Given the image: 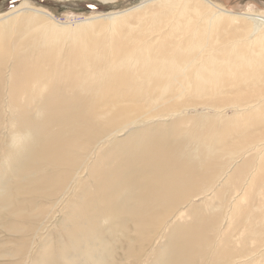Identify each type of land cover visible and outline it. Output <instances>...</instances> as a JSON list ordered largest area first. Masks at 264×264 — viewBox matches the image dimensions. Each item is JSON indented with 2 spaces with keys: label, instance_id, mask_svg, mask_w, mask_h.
Masks as SVG:
<instances>
[{
  "label": "bare ground",
  "instance_id": "1",
  "mask_svg": "<svg viewBox=\"0 0 264 264\" xmlns=\"http://www.w3.org/2000/svg\"><path fill=\"white\" fill-rule=\"evenodd\" d=\"M40 15L45 21H38ZM11 16L15 18L2 25V17L9 20ZM2 17L0 86L7 81L2 87L8 89L1 90H8L2 95H8L9 116H12L9 128L15 129L10 131L13 133L10 142L5 140L10 144L6 145L7 149L3 146V152L4 149L8 152L3 163L12 162L8 148L14 153L27 145L37 147L30 154L32 166L23 165L30 166L25 171L28 177L23 180L22 172L19 179L24 182L16 188L18 196L32 195V198L27 197V205L6 203L1 208L3 213L29 223L37 222V215L45 216L50 207L47 201L39 204L34 196L63 206L68 185L80 187L83 183L78 184L80 174L85 169L95 172L94 182L98 181L110 192L111 188H105L104 184L114 180L117 172L112 175V171H107L105 177H100L106 168L102 172L98 166L94 169L106 155L111 159L110 164L123 162L121 174H116L117 181L124 180L125 187H140L136 190L137 197H127V204L123 201L136 215L132 217L133 226L140 232L138 238L145 240L161 227L163 231L177 229L183 238L180 240L185 241L183 246L192 244L184 246V256L200 253L202 244H213L217 248H213L210 264H264V13L236 12L211 0H145L105 17L95 15L71 25L68 29L72 37L67 35L65 40L57 34L58 30H66L65 27L54 24L49 11L34 7L27 0ZM18 18L21 20L17 21ZM79 42L82 46L83 42L86 44V50L79 49ZM91 42L98 45L92 48ZM2 95L0 92V108L7 106L2 105L6 103ZM228 108L234 116L226 114ZM6 109L1 110L7 113ZM192 111L195 115H191ZM2 118L0 123L8 128V118H3L6 122ZM167 119H171V124L166 123L168 128L173 125L176 135L187 137L184 140L179 135L184 141L175 142L172 140L175 132L170 128L171 141L178 142V147L173 146L176 151L170 147L171 142L167 147L174 152L165 148L154 153L150 146L164 145L168 140L167 136H161ZM21 121L23 124L37 121L35 131L40 133H33L30 128L19 129L27 126L20 125ZM160 125L164 127L160 129ZM157 127L162 133L154 130ZM1 133L4 135L3 130ZM2 137L0 134L4 142ZM134 148L142 153L130 152ZM147 155H150L148 162ZM26 158L28 162L29 156ZM102 164L101 169L105 167ZM136 164V171L124 177L125 170ZM153 175L156 177L148 180V187L141 188V184L147 183L145 178ZM227 186L233 188L232 194L226 195ZM116 193L120 197L125 194L121 189ZM116 198L119 201V196ZM215 198H220L223 204L219 200V205H213ZM7 227L9 233L16 234L26 235L30 230L12 222ZM74 229L66 234H72ZM23 242L24 251L28 238ZM192 255L188 254L187 259ZM195 255L197 260L202 257L201 253ZM187 259L171 264H196L193 256L190 259L193 263Z\"/></svg>",
  "mask_w": 264,
  "mask_h": 264
},
{
  "label": "rangeland",
  "instance_id": "2",
  "mask_svg": "<svg viewBox=\"0 0 264 264\" xmlns=\"http://www.w3.org/2000/svg\"><path fill=\"white\" fill-rule=\"evenodd\" d=\"M22 1H24V0H0V17H2V15H4L5 13H7L9 11H12L15 7H17V5L21 4ZM27 1L29 2V4H31L34 7L43 8L44 10L49 11L53 15V18L50 19V20L53 21L54 24H60L61 26H64L65 27L66 30H62V31L61 30L60 31L58 30L57 31V34L60 36L61 40H65V38L67 37V35L69 37L71 36V34H69L70 31H69L68 28H72L73 26H75V24H78L80 22L85 21L88 17L95 16V15L105 17L106 15H108V13L116 12V11H121V10L127 9L129 7H132V6H135V5L140 4L141 2H144L145 0H111V1H105V0H27ZM211 1L214 2L217 5H220L223 8H226V9H229V10H232V11H236V12H246L247 10H249V11L258 12L260 14L261 13H264V0H211ZM214 8H215V10H218L217 7H214ZM9 18L10 19L8 20L7 17H4V18L2 17V20H1L2 21L1 22L2 25L5 24V22L12 21L13 18H15V17L14 16H11ZM20 20L21 19H19V18L17 19V21H20ZM38 21H45V17L43 15H40V17L38 18ZM221 21H226V20L222 19ZM71 25H72V27H71ZM78 45L80 46V48H79L80 50H83V51L86 50V44H84V42H83V46H82V43L81 42H79ZM97 45H98L97 43L91 42L92 48L95 47V46H97ZM85 53H88V52H85ZM5 81L3 82L4 84L2 83L1 86H0L1 95L4 93V91L6 93L8 91L7 90L8 89V86H6L7 89H4V91H2L3 90L2 88H6L5 86L2 87V85H5V83L7 84V81L6 82ZM2 96L3 97H1V98L2 99L4 98L2 101L3 102H6V103H4L2 105H7L8 104V100H9L8 97H7L8 95L6 94L5 97H4V95H2ZM0 103H1V101H0ZM0 107H1V105H0ZM2 108H3V110H4V108L5 109L7 108L8 109V110L6 109L7 110V113L5 111H2L1 110ZM2 108H0V110L2 111V112L0 111L2 113V115H0V116H3V114L5 113V115H4V117L6 118L5 120H7V118H8L7 121L9 122V120H10L9 117L12 118V116H9V114L11 115V113H9V112H11V109L8 108V105L6 107L5 106H2ZM198 109L201 110V104L198 105ZM232 112L233 111L231 109H229L226 114L229 115V117H232V116L235 115V113H232ZM192 113L193 114H191V115H195L193 111H192ZM0 118H2V117H0ZM3 118H2V120H3ZM5 120H3V121H5ZM3 121H2V123H3ZM169 121H170V123H168ZM8 122L6 123L8 125V128H7V126H5V124L3 125V124L0 123L1 124L0 125L1 127L4 126L3 128H1V127L0 128L3 130L4 135H5L4 136L3 133H1L2 130H0V134H1V136H3L2 138L4 140V142H3L2 139L0 138L1 139L0 142L2 143L0 145V146H2V150H0V225H1L0 226V264H25V263L26 264H65L66 262H67L66 264H69V263L73 264L72 262H74V264H77V263L78 264L79 263L80 264H83V263L84 264L85 263H87V264H95V263L96 264H112V263H114V264H116V263L117 264H131V263L132 264H143L144 263L145 264L146 261H147L146 264H171L172 262L183 260V258H186L187 259V255L188 254H191L192 255L193 252H190L188 254H185L186 256L182 255V254L185 253V252L183 253V250L182 249H185L186 247H188L187 245L189 243L186 242L187 244L184 245V246H186L184 248L183 243H185V241L184 240H180V239H183V238L181 237V235H179L180 233L178 232L177 229L174 230V231H169V230L168 231H163L164 229H163V227H161L162 229H157V231L155 230V231L152 232L153 234L147 235L148 237L146 236L145 240H142L141 237L138 238L140 232L139 231L137 232V228H135V225L133 226V224L135 223V221H134V217H132V216H134L135 214L132 213L131 211H129V209L126 208L125 203L127 204L126 198L129 197L130 195H131L130 197H137V192L139 191L138 188H140V187H136V186H132L133 188L131 186L130 187H125V185L123 184V181L124 180L123 181H117L118 180V176L122 172V168H123L122 167L123 166L122 164H123V162H119L118 161L120 164H118V162H117V164L115 163L116 167L118 165V167L116 168V167H114L115 166L114 163H112L113 166H112V164H110L111 162H109V161L111 159L109 157H106V155L103 157L104 159H102V162H99L98 161L96 163L94 169L97 170L99 168L98 169L99 172L100 171L102 172V170L104 168H106V169H104V172H102V174H101L100 177H105L106 176L105 173L107 171H108L107 173H109V171H112V172H110V173H112V175H113V173L115 174L117 172L116 174H118V172H119V175H116L115 174L117 176L116 177L117 179H115V175H114V180L112 179L111 182L109 181L107 183V185H106V183L104 184V187L105 188L106 187L107 188L108 187L111 188V191L110 192H107L106 190H104L103 186H101L98 183V181H97V183L94 182V180L96 181V179H97L96 177H93V176H95V174H94L95 172L93 173V171H92L90 173V171L88 169H85L84 172L80 174L81 175V181L78 184H80V183L83 182L82 185H79L80 187H78V185H75V184L72 185V183H70L68 185V187H67V189L65 191V193H66V201L65 202L66 203L64 202L65 203L64 204L62 202L63 204H61L63 206H60V203L59 202H54L53 200H50V201H52V202H50L46 198H42L43 201H40L41 197L34 196L35 198L38 199V203L39 204H41L42 202H43L42 204H45V201H47V204H49V207H50L49 213L47 212V214L45 216H43V214H40V215L38 214L37 215V217H36V221L37 222H31L34 225L31 224V223H29L30 222L29 220H23V219H19L18 220L17 217L10 216V215H8L6 213H3L1 211V208L6 203H8V204L10 203V204H13V205L16 206V205L21 204V202H23L22 204H25L26 203V199H28L30 197L32 198V195H22V196H18L17 191H16V188H17V186L20 183L24 182V181L21 182L22 179H19V178H21L22 175L24 174L23 175V180H24L25 179V176H27L28 173H25V171H29V167H30V166L28 167L27 165L31 164V166H32V163L29 160V159L32 158V157L30 158V156H31L30 154L32 153V151L33 152L35 151L34 150L35 148L37 149V147L34 148L32 145H27V147L26 148H23L22 150H20V152L17 151L16 149H14V150H16V152L14 151V153H13L12 152L13 150L11 149V151H10V148H8V151L11 152V154H12V155L10 154L11 155V161L12 162H10L8 165L4 164L3 163V156L8 153L7 150H6L7 149V146L6 145H9L10 144L9 143L10 142L9 136L11 137L10 134H13L10 131H13V132L15 131V129L14 130H11L10 129L11 126L9 128V124H11V123L10 122L8 123ZM166 123L167 124H171V119H167V121L165 122V124ZM22 124L23 123L21 121V124L20 125H22ZM26 124H27V126H23V128L17 127L16 129L19 128V129H23L24 130L25 128L26 129L27 128H30V129H32L31 132H33V133L35 132L36 134L40 133V132L35 131L36 128H37L35 126H38L37 125V121L36 122H33V124H29V123H26ZM26 124L24 122L23 125H26ZM167 124H166V126L164 128L165 130L164 129L161 130L163 132V135H161V134H158V135H161L163 137H166L167 136L166 138L168 140H166L164 142V145L163 144L162 145L159 144L158 146L157 145L156 146H150V148L153 149L152 151L155 150L154 153L156 151H161L162 152V151L165 150V148H167L166 151H171V152L176 151L177 148L176 147H173V146L174 145L177 146L178 142L175 144V143H173L171 141V139H172L173 136H175V137H173L172 140H174V141L175 140H177V141L181 140L179 143H181L182 141L185 140V136L186 135H184V136L181 135V134L176 135V128L174 127L175 129L174 130L172 129L173 128V125H171L172 128H171L170 125L169 126L172 129V132L173 131L175 132V135H173L172 132H171L172 134H169V129L170 128L167 127ZM29 125H31L32 128L29 127ZM164 125H160V129L163 128ZM156 126H158V125H156ZM20 127H22V126H20ZM33 127L35 129H33ZM6 129L9 130V131L7 132ZM171 129H170V131H171ZM154 130L155 131H159V128L157 130L156 129H154ZM161 131H159V132H161ZM164 131H167V132L164 133ZM159 132H156V133H159ZM167 133H168V135H167ZM6 134L7 135L9 134V135L7 136ZM169 135L170 136L173 135V136L170 137ZM179 135L181 137H183L184 140H182V138L179 139ZM176 136H178V137H176ZM4 137L5 138L7 137V139H5ZM5 140H8L9 142L8 141H5ZM171 142L173 143V145L170 146L169 144H171ZM38 144H39V146H41L40 145L41 142L38 143ZM3 146L6 148V149H4L5 152H3ZM108 146L106 148H108ZM160 146L163 147V148L160 149ZM167 146H170L171 148L173 147L174 151H172L173 149H170ZM28 147H29V149H28ZM158 147H159V149H158ZM192 147L194 148V146H192ZM168 148H169V150H168ZM0 149H1V147H0ZM145 151H147V150H145ZM166 151L163 152V153H166ZM130 152H132L133 154L142 153L137 148H134V149L130 150ZM17 153H19V154H17ZM28 156H29V158H28L29 161L27 162V160H25V159H27L26 157H28ZM149 157H150V155H147L146 158H145L147 160V162H148ZM31 160H33V158ZM146 160H145V162H146ZM24 161L27 162V163H25ZM90 162H91V160H89V163ZM103 162H104L105 167L103 166V168L101 169L102 166H100V165ZM107 163H108L109 166L106 165ZM24 164H27L26 165L27 167L24 166L25 167L24 168L23 167ZM97 166H98V168H97ZM136 166H137V164L135 165V167H134V165L131 166V167L129 166L125 170L123 176L126 177V178H128L127 173H129L131 171H133V172L136 171ZM190 166H192V163L190 164ZM90 168H91V165L89 166V169ZM107 168H109V169L107 170ZM119 168L121 169V171L118 170ZM21 169H23V170H21ZM114 170H116V171H114ZM80 171L82 172L83 170H80ZM21 173H22V175H21ZM82 174L84 176H82ZM20 175H21V177H20ZM109 175L107 174V176H109ZM155 177H156L155 175H153L151 177H146L145 180H147V183H143L142 182L143 184L140 185V186H142L141 188L148 187V184H149L148 183V180L149 179H152V181H153V179ZM15 181H17V182L19 181V183H15ZM93 182H94V184H93ZM87 183H88V185H87ZM120 183H122L123 185L120 184ZM95 184L98 185V186H96ZM114 184H116L117 187L116 186H113ZM74 186L75 187L77 186L78 189H77V187H76L77 190L74 189L75 188ZM88 186H90V187L92 186V189L90 190V188ZM93 187H94V189H93ZM73 189H74V192L75 193L73 192ZM102 189H103V191H102ZM118 189H121V191H123V193H125V194H123L120 197V194L119 193H116V192H118ZM125 189H127V190H125ZM131 189H133V190H131ZM227 189H229V191L227 192L226 195H228L229 193L230 194L233 193V188L232 187L227 186ZM99 190H101V191H99ZM136 190H137V192H136ZM231 190H232V192H231ZM85 192L91 194L89 196L90 198L88 197V194H86ZM99 192H101V193H99ZM126 193L127 194L130 193V194L127 195ZM118 196H119V198H118L119 201H116L117 200L116 197H118ZM76 197H78V198L83 197V198H81L79 200ZM85 198H86V200H85ZM122 198H123V200H122ZM67 199L70 200V201H68ZM219 200L221 201L220 198H218V199L215 198V200H214L215 202H214L213 205H219V203H220ZM123 201H125V203ZM115 202H117V203H115ZM120 202H123L124 205H123V203L121 204ZM28 204H29L28 206H30L31 203L29 202ZM51 204H53L54 206H52ZM80 204H82V205H80ZM92 204H93V206H92ZM220 204H223V202L220 203ZM25 205H27V204H25ZM87 205L90 208H88ZM58 206L61 207V209ZM82 207H84L85 209H83ZM86 207H87V209H86ZM96 207H98V208H96ZM201 207L204 208L206 206L205 205H202ZM52 209L53 210L55 209L57 213L55 211H53ZM59 209H60L59 212L62 211V213H59L58 212ZM213 209H214V207H213ZM63 210H65V211H63ZM89 211L92 212V213H90ZM50 213H51V215H49ZM55 213H56V215H55ZM88 213H90V215ZM95 213L97 214L96 216H95ZM128 213H130L131 215L128 214ZM53 215L56 218L54 217V219H52L53 218ZM109 216H111V217L108 218ZM42 218H43V220H42ZM84 218H86V219H84ZM104 218H106V220ZM50 219H52V220H50ZM107 219L109 221H107ZM129 220H132V223ZM40 221H42V222L40 223ZM2 222H4V223H2ZM11 222L12 223H15L18 226H24L25 225L26 227H28V230L29 229L30 230H29V232L28 231L26 232V235H24L22 233L21 234H16L14 232L13 233L12 232L9 233L10 231H8L7 224H9ZM123 223H124V225H123ZM29 224L32 227H30ZM67 224H68V226H67ZM72 224H73V226H72ZM75 224H78V226H75L76 229H74L75 228L74 227ZM61 225L64 227V229L66 228L65 231H64V229H63V227ZM38 227H40V228H38ZM60 227H62V228H60ZM78 228L81 231H79ZM118 228H119V230H118ZM125 228L128 229V230H125ZM71 229H72V231L74 229V232L71 231L72 234L74 233V235H72L71 233L70 234L69 233L66 234L67 230L69 231ZM121 229H123L124 231L121 230ZM31 230H33V231H31ZM116 231H118V233ZM129 231H131V232H129ZM161 231H163L164 234ZM36 232H37V234H36ZM135 232H136V235H135ZM79 233H80V235H78ZM39 234H42V235L40 236ZM81 234H83V235H81ZM84 234H86V235H84ZM32 235H34V236H32ZM157 235H158L159 238L157 237ZM25 236L28 238V243H27L26 249H24V251H23L22 246L24 244L23 241L26 239ZM42 236H45V238L42 237ZM81 236H83V237L84 236L85 237L87 236V237L85 239V237L84 238L83 237L81 238ZM72 237H74V239ZM77 237H79V238H77ZM147 238H148V240H146ZM153 238H154V240H153ZM156 238H158V240L160 239L161 242L160 243L158 242V244H156L157 241H158V240L155 241ZM69 239L71 241H69ZM133 239L135 241L132 242ZM79 240H80V244L77 243V242H79ZM144 241H145V243H144ZM61 242H62V245L60 244ZM151 242L153 243V246H152V243ZM180 242H182V244ZM72 244L74 245V247H73ZM134 245H135L136 249L134 248ZM154 245H156V246H154ZM176 245H182V246L177 247ZM30 246H33V247H31L32 250L29 249ZM152 247H155V250H154V248L152 250H150V248H152ZM194 247H192V248H194ZM206 247H208V248H206ZM19 248H21L22 251ZM213 248L216 249L217 246H215L213 244H210V245L202 244L201 245V251L203 250V251H206V252H203L202 253L200 250H196V251H200V253L202 254V257L200 255L199 259L197 260L196 257H198L200 253L194 251L195 252L194 255L195 254L196 255L198 254L197 256L195 255L196 256L195 257L196 259H194V255H192L193 256V259L195 260L194 262H196V264H201L202 262H203L202 264H207V263L210 264V261L213 260V253H212ZM141 249L143 250V252H142ZM207 249H208V251H207ZM88 250L89 251L91 250V251L88 252ZM191 250L192 249H190V251ZM75 251H76V253H75ZM151 251H153V253L150 254L149 252H151ZM77 253H79L80 255H78ZM148 253L151 256H149ZM27 254H29V255L27 256ZM145 254H146V256H145ZM147 255H148V257H147ZM178 257H179V259H178ZM191 257H189L187 259V260H189V262L190 261L191 262L193 261V259L190 260ZM26 258L27 259H30V260H27ZM146 258H149V259L151 258V261L149 259H147L145 261ZM66 260H68V261H66ZM199 260H201V262H198ZM187 263H188V261H187Z\"/></svg>",
  "mask_w": 264,
  "mask_h": 264
}]
</instances>
